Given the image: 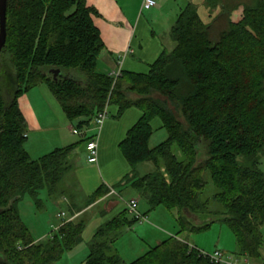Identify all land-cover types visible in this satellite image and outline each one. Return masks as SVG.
I'll return each mask as SVG.
<instances>
[{
    "label": "trees",
    "instance_id": "obj_1",
    "mask_svg": "<svg viewBox=\"0 0 264 264\" xmlns=\"http://www.w3.org/2000/svg\"><path fill=\"white\" fill-rule=\"evenodd\" d=\"M240 1L205 0L208 10L221 9L212 25L202 21L196 4H188L171 30L174 49L163 51L147 74L121 71L115 80L97 72L105 45L94 22L97 12L86 0H8L3 53L14 71L0 72V264H58L83 242L84 221H69L47 241L36 242L20 215L25 198L41 209L42 192L56 194L72 170L71 156L93 138L33 160L25 149L27 122L19 99L40 85L47 86L68 121L87 119L78 129L90 126L108 100L120 116L139 110L141 118L119 149L131 168L147 162L155 168L130 181L132 186L153 208L177 213L180 234L198 235L211 229L214 221L209 218L220 215L202 200L209 176L214 201L223 208L222 222L235 237L237 257L264 264V0L241 3L243 18L220 30ZM51 70L61 75L48 79ZM65 70L84 79L66 76ZM126 86L142 98L130 101L123 92ZM152 91L178 107L187 127L169 107L149 97ZM157 118L168 139L151 150V124ZM202 143L207 159L196 165ZM106 193L100 189L91 203ZM192 216L204 222L194 224ZM126 218L124 211L98 230L83 264H125L114 246L129 226ZM180 234L131 264H214Z\"/></svg>",
    "mask_w": 264,
    "mask_h": 264
},
{
    "label": "rangeland",
    "instance_id": "obj_2",
    "mask_svg": "<svg viewBox=\"0 0 264 264\" xmlns=\"http://www.w3.org/2000/svg\"><path fill=\"white\" fill-rule=\"evenodd\" d=\"M241 1L239 2L240 4L248 3L247 0ZM165 2V6L162 9H159L157 6L150 11H136L134 17L130 19L133 28L132 46L137 48L140 44L155 52L157 49L161 48V53L163 51H172L175 47V43L171 38L170 31L175 24L177 15L179 14L178 10L176 11V7L178 6H181L182 10L190 3L196 4L199 8V14L202 21L211 25L221 12L220 8L214 11L208 10L205 5V0H165ZM136 3L137 0H133L134 6ZM242 4L238 10L232 13L230 20L225 19L224 23L219 25L220 30L224 28V26H227L228 21L237 23L243 18L244 7ZM153 31L155 32V36L152 35ZM217 36L218 34L215 25L212 37L216 39ZM158 58L156 57L155 60ZM9 59L8 55L3 54L0 56V72L3 74L6 72L7 74H13L14 70ZM103 70L104 69L101 66H98L97 72L104 73ZM146 70V66L145 69L144 67H140L137 72L143 73L146 72ZM44 73L47 76L49 75L46 71ZM63 74L66 76L71 75L81 80L84 79L82 74L77 71L65 70ZM52 78H55L54 73H50V76H48V79L52 80ZM4 86L6 89L8 88V84H4ZM123 92H125L127 98L133 102L142 98V95L136 91L128 90V86L125 87ZM149 97L156 100L160 104L169 107L177 115V118L187 127L182 112L166 96L158 91H152L149 94ZM24 99L25 100L22 102L23 104L21 103V110L23 111L25 118H28L29 110L33 109L36 116L40 118V120H44V127H49L48 131H44L43 135H38L36 131L32 129L33 122H27L26 132L29 135V139L25 144V149L33 160H37L42 156L47 155L56 148V144L54 143L55 134L50 133V131L57 132L61 128V133L64 136V139H66L65 145L81 142V137L75 136L70 132L69 127H71V124L68 122L60 106L46 85H40L31 89L27 92ZM106 107L108 108L109 115L106 119V124L103 125L99 137V170L96 166L95 167L98 171H100L104 181L113 187V189L117 192V195H115L111 200L117 202L118 205L105 215H103L105 207L99 205L93 211L81 217L80 220L85 221L83 242L73 251L67 253L63 260L58 264H83L89 256V247L92 244L93 237L97 229L118 214H121L124 209H127L128 211L129 209L127 207V203L135 197L140 199V207L138 206L139 210L137 209V211L147 215L150 218V221L141 222L140 220L135 219V217L128 212L129 215L127 216V219L133 222V227L136 231L119 238L116 242L117 244L114 246L119 249V256L125 264H131L139 260L147 252H149L150 249L158 246L159 242H165L171 237H175L180 234V228L176 221L177 213H171L163 206L153 208L144 194H138V191L131 188L130 183L133 182V180L151 174L155 168V165L149 162L140 164L135 169L131 168L122 155L118 145L126 137L127 132L139 121L142 113L136 108H133L124 113L123 116H120L119 108L112 105L109 106V100L105 108ZM78 121H87V119L81 118L75 122ZM151 125L154 129V134L151 138L149 148L152 150L168 139V133L166 130L162 129V122L158 118L154 119ZM51 128L54 129L49 130ZM47 132H49V134ZM95 132L97 135L99 134L98 129ZM122 133H124V135H122ZM27 134L25 137H27ZM39 136H44L49 139L47 140V142H49L48 145L46 144L41 146L40 144V146H37V144L42 141ZM174 152L179 160L183 159V155L177 148H174ZM207 153L208 151L204 143L197 146L198 157L196 165L202 164L207 159ZM86 161L87 160H85V156L81 153L80 149L74 152L70 158L72 171H70L71 173L67 176H71V174L74 176L77 170L79 173L82 169L87 168ZM260 168L264 172V157L260 162ZM67 176L57 187L56 194L53 197H49L46 191L42 192L41 200L44 203L43 209L37 208L35 203L29 197L25 198L19 204V211L22 220L30 230L35 240H38L39 242L47 241L50 235L55 232V227H58L61 224V218L59 217L61 213H66L67 216L69 215V208L65 203V199H70L74 192H72V189L66 190L64 187V183L67 181L66 179L69 178H67ZM205 179L208 183L202 200L209 201L210 210L217 211V213L220 212V215L216 217L213 216L208 219V222L214 221L210 230L198 235L183 233L180 234V237L185 239L189 244L197 246V248L206 253L212 254L217 250L222 251L228 256L235 257L241 263H244L245 258L237 257L236 255L238 247L234 235L222 222L225 218L221 215L223 208L214 201L216 189L210 181L209 176H205ZM85 199V196L81 195V201L83 204H85ZM82 207L83 206H81V208ZM81 208L78 209L80 210ZM190 218L194 224L204 222L198 218H194V216ZM41 230L43 231V234H46L40 239L39 236L42 234H40L39 231Z\"/></svg>",
    "mask_w": 264,
    "mask_h": 264
},
{
    "label": "crops",
    "instance_id": "obj_3",
    "mask_svg": "<svg viewBox=\"0 0 264 264\" xmlns=\"http://www.w3.org/2000/svg\"><path fill=\"white\" fill-rule=\"evenodd\" d=\"M86 1L88 4V7L94 9L97 12V15L94 16V22H95L96 26L98 27V29L100 30L101 37H102L103 43L105 45V49L102 51L100 58L98 60V66L99 67L101 66L104 69L103 70L104 73H100V74L112 76L113 73H116L117 71H120V70L123 72L147 74L150 70V66L156 61L155 60L156 57L157 58L160 57L159 55H161L163 52L161 53V51H162L161 48L157 49L155 52L153 50L151 51L150 49H148L145 46L140 45V44L137 48L132 46L133 28H132V23H131L130 19L132 17H134L137 10L144 12V11H150L152 9H150V10L142 9L143 0H137V3L135 6L133 4V0H86ZM156 1H157V6L159 9H162L165 6V3H166L165 0H156ZM184 9L181 10V6L176 7V11L178 10L179 14L177 15V19H176L175 23L177 22L179 16L181 15V13ZM174 25H173V27H174ZM172 28H171V30H172ZM170 34H171V31H170ZM152 35L155 36L154 31L152 32ZM98 66H97V68H98ZM145 66L147 67L146 72H143V73L137 72V70L140 67H144V69H145ZM25 96H26V94L21 96L19 99L20 109L22 107L23 100H25L24 99ZM22 113H23V111H22ZM23 115H24V113H23ZM27 119H29V120H27ZM27 119H26V122H28V123L33 122L32 129H34L38 135H43L44 131H48L49 127L48 126L44 127V125H45L44 120H40V118H38L36 116V113L33 111V109L29 110V116ZM68 122L71 124L70 125L71 127H69V128H70V132L72 133V129L75 126H77V124L81 121L73 122V123H71L70 121H68ZM106 122H107V120L105 121L104 125L106 124ZM53 129L54 128H51L49 130H53ZM83 130L86 132V135L84 137H81V139H80L81 141H85L86 139L94 137L96 135V132H95L96 131V125H94V122L91 123L90 126H84ZM47 133L49 134V132H47ZM50 133L55 134V136H54V143L56 144L55 149L65 148V147H69V146L74 145V144H78V142H77V143H73L70 145H65L66 139H64V136L61 133V128L57 132L50 131ZM122 135H124V133H122ZM27 137L29 139L28 134H27ZM40 138L42 141H40L37 144V146H40V144H41V146L46 145V144L48 145L49 142H47V140H49V139L45 138L44 136L40 137ZM120 143L118 145H120ZM79 149H80L81 153L85 156V160H87L88 154L86 151V144L84 143L83 145L78 146L76 151ZM54 150H52V151H54ZM99 150H100V146H99ZM51 152H49V153H51ZM99 157H100V152H99ZM99 164H100V158H99L98 165H91L86 161L87 168L82 169L79 173L77 170L76 174L74 176H72V174H71V176H67V178L68 177L69 178L66 179L67 181H65L64 187L66 190L72 189V192H74L70 199H68V198L65 199V203H66L67 207L69 208V211H68L69 221H72L75 223H79V222L83 221V220H80V218L87 215L91 211H93L99 205H102L105 207L103 215H105L106 213H109V211H112L118 205L117 202L111 200L115 195H117V192L115 191V189H113V187H111L109 184H107L104 181L103 176L101 175L100 171H98L99 166H100ZM95 166L97 167L98 170L96 169ZM70 173L71 172H69L67 175H69ZM131 188L136 190L132 186V184H131ZM100 189L103 192H107V193L103 197H101L98 201L91 203V198ZM136 191H138V190H136ZM137 193L143 195V193H141L140 191H138ZM80 194L82 196H85V198H86L85 204L82 203ZM83 194H85V195H83ZM133 200H136L138 202V206L140 207V199L135 197V198H132L130 201H133ZM81 206H83V207L81 208ZM43 207H44V205L42 206L41 209H43ZM139 207H138V210H139ZM78 208H81V209L79 210ZM124 211H125L126 217H127L129 215V213H128L129 211H127V209H124L121 213H123ZM139 214L141 216H143L145 219L142 222H149L150 221V218L147 215H144L140 211H139ZM119 215L120 214H118L117 216H119ZM117 216L112 218L110 221L115 219ZM110 221H108V222H110ZM126 221L129 224V226L122 229V231L120 232L119 238L124 237L126 234H129L131 232L136 231L133 227V225H134L133 222H131L128 219ZM108 222H106L104 225H106ZM104 225H101L97 229L96 233ZM148 232H149V230H148ZM39 233L42 234L41 236H39L40 239L46 234V233L43 234L42 230L39 231ZM96 233H95V235H96ZM95 235H94V237H95ZM119 238L117 240H119ZM34 240H35V238H34ZM35 241L39 242L38 240H35ZM160 243H162V242H159V244ZM115 244H117V243H115ZM191 246L197 248V246H194V245H191ZM114 249H115L116 253L119 255V249L116 247H114ZM197 249L200 250L199 248H197ZM200 251H202V250H200ZM202 252H204V251H202ZM263 260H264V256H263Z\"/></svg>",
    "mask_w": 264,
    "mask_h": 264
},
{
    "label": "built area",
    "instance_id": "obj_4",
    "mask_svg": "<svg viewBox=\"0 0 264 264\" xmlns=\"http://www.w3.org/2000/svg\"><path fill=\"white\" fill-rule=\"evenodd\" d=\"M157 6L156 0H143L142 9L150 10ZM121 76V70L113 73L112 77L117 80ZM108 108L106 107L104 111L98 114V116L94 119V124L97 126L96 130H99V134L95 135L91 140H89L86 144V151L88 154V163L91 165H98L99 163V137L102 130V127L108 117ZM72 134L79 137H84L86 132L83 129L73 128ZM128 211L131 213L135 219L140 220L141 222L144 221V217L139 214L137 211L138 209V202L133 200L127 203ZM61 218V224L58 227H55V232H57L62 226L69 222L68 216L66 213H61L59 215ZM54 233V232H53ZM53 235V234H51ZM50 235V237H51ZM204 257L209 258L214 264H250L247 259H244V263H241L238 259L232 256H228L224 254L222 251H215L212 254L202 252Z\"/></svg>",
    "mask_w": 264,
    "mask_h": 264
},
{
    "label": "water",
    "instance_id": "obj_5",
    "mask_svg": "<svg viewBox=\"0 0 264 264\" xmlns=\"http://www.w3.org/2000/svg\"><path fill=\"white\" fill-rule=\"evenodd\" d=\"M7 4L8 0H0V56L4 54L7 37ZM50 73L55 74V80L61 75L60 70H51Z\"/></svg>",
    "mask_w": 264,
    "mask_h": 264
}]
</instances>
